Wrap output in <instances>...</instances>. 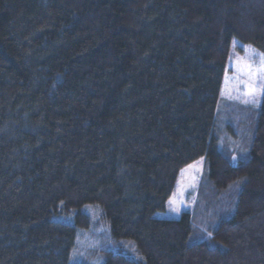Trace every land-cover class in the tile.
Here are the masks:
<instances>
[{"label":"trees","instance_id":"16d2710c","mask_svg":"<svg viewBox=\"0 0 264 264\" xmlns=\"http://www.w3.org/2000/svg\"><path fill=\"white\" fill-rule=\"evenodd\" d=\"M234 40L264 53V0H0V264H71L86 206L127 241L103 264H264V95L248 154L219 146ZM203 157L213 196L156 217Z\"/></svg>","mask_w":264,"mask_h":264},{"label":"rangeland","instance_id":"374dc122","mask_svg":"<svg viewBox=\"0 0 264 264\" xmlns=\"http://www.w3.org/2000/svg\"><path fill=\"white\" fill-rule=\"evenodd\" d=\"M263 95L264 53L252 45L234 40L223 81L221 101L227 106L236 104L244 108L243 116H231L229 109H226L222 103L218 107L219 146L221 150L231 154L234 164L249 152ZM204 163L203 157L181 170L175 191L167 202L166 210L158 212L156 217L178 219L184 211L195 213L203 197L213 196H210L206 185L201 191L200 180L205 169ZM208 205L209 203L206 207ZM84 209L92 217L94 226L86 235L81 231L78 232L76 246L70 258L71 264H103L104 260L100 257L101 251L122 249L126 252L128 250V246L125 245L127 241L122 240L119 243L108 235L101 213L95 206H86ZM217 209L209 211L203 219L201 217V228L195 229L196 239L204 240L207 237L208 227H213V221L223 215L225 208ZM196 214L199 215L198 212Z\"/></svg>","mask_w":264,"mask_h":264}]
</instances>
